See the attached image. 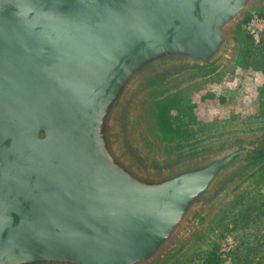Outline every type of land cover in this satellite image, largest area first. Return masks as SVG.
<instances>
[{
    "label": "water",
    "instance_id": "95a60500",
    "mask_svg": "<svg viewBox=\"0 0 264 264\" xmlns=\"http://www.w3.org/2000/svg\"><path fill=\"white\" fill-rule=\"evenodd\" d=\"M263 1L0 0V264H153L200 228L264 150L163 164L135 119Z\"/></svg>",
    "mask_w": 264,
    "mask_h": 264
},
{
    "label": "rangeland",
    "instance_id": "374dc122",
    "mask_svg": "<svg viewBox=\"0 0 264 264\" xmlns=\"http://www.w3.org/2000/svg\"><path fill=\"white\" fill-rule=\"evenodd\" d=\"M229 41L217 68L175 75L141 103L137 128L155 144L148 143L156 160L188 159L244 140L264 150V1L235 24ZM262 163L246 168L224 198L202 210L200 228L188 229L153 264H264Z\"/></svg>",
    "mask_w": 264,
    "mask_h": 264
}]
</instances>
